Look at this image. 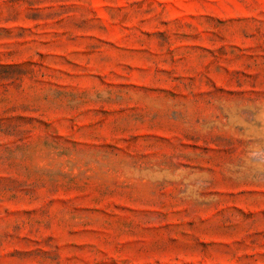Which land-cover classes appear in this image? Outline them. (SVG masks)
<instances>
[{
  "label": "rangeland",
  "instance_id": "374dc122",
  "mask_svg": "<svg viewBox=\"0 0 264 264\" xmlns=\"http://www.w3.org/2000/svg\"><path fill=\"white\" fill-rule=\"evenodd\" d=\"M0 264H264V0H0Z\"/></svg>",
  "mask_w": 264,
  "mask_h": 264
}]
</instances>
